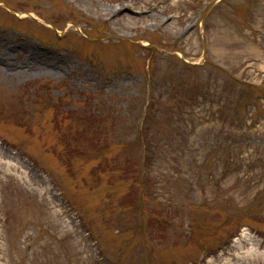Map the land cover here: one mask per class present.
<instances>
[{"label":"rangeland","instance_id":"374dc122","mask_svg":"<svg viewBox=\"0 0 264 264\" xmlns=\"http://www.w3.org/2000/svg\"><path fill=\"white\" fill-rule=\"evenodd\" d=\"M18 44L60 67L20 72ZM1 56L0 148L82 243L0 185V264H221L243 230L264 250V0H0Z\"/></svg>","mask_w":264,"mask_h":264},{"label":"bare ground","instance_id":"6f19581e","mask_svg":"<svg viewBox=\"0 0 264 264\" xmlns=\"http://www.w3.org/2000/svg\"><path fill=\"white\" fill-rule=\"evenodd\" d=\"M120 7H115L113 12H117ZM19 50L22 51V61L15 65L20 72H26L31 74L33 72H43L44 70L59 68L61 65L58 57H50L51 60L47 61L48 55H43L33 46H29V49L24 50V47L17 45ZM5 63L4 58L0 57V69L1 64ZM6 65V66H5ZM6 71L11 69V64L6 62L4 64ZM19 182L31 193L43 198L48 204L49 209L52 211L54 217L60 218V225L63 228V233L73 235L76 237L75 244L79 245L82 241L77 238L73 228L68 226L67 209L58 200L52 199L51 190L47 186V183L39 179L36 172L28 165V163L20 158L18 154L7 152L0 148V185L5 186L8 184L16 185ZM18 183V184H19ZM59 221V219H58ZM56 224H58L55 221ZM75 235V236H74ZM82 243V242H81ZM261 242L259 239L254 238L246 230H243L235 237L234 241L229 247V251L226 252L229 257L228 260L222 261L221 264H264V250L260 249ZM79 250H82L80 248ZM1 259V256H0ZM209 264H214V260H209Z\"/></svg>","mask_w":264,"mask_h":264}]
</instances>
